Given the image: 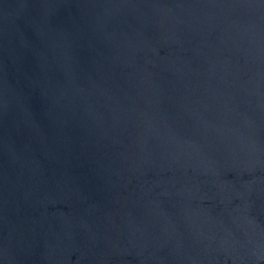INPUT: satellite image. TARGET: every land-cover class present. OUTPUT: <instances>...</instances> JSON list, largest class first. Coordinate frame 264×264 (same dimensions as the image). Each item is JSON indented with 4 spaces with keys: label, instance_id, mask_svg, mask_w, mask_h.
Listing matches in <instances>:
<instances>
[{
    "label": "water",
    "instance_id": "95a60500",
    "mask_svg": "<svg viewBox=\"0 0 264 264\" xmlns=\"http://www.w3.org/2000/svg\"><path fill=\"white\" fill-rule=\"evenodd\" d=\"M0 264H264V0H0Z\"/></svg>",
    "mask_w": 264,
    "mask_h": 264
}]
</instances>
